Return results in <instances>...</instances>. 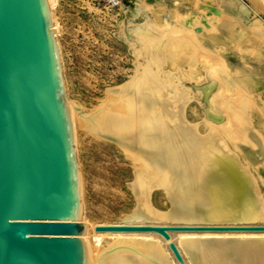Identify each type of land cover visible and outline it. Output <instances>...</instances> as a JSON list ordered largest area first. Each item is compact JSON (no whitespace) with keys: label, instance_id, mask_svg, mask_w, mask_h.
<instances>
[{"label":"bare ground","instance_id":"6f19581e","mask_svg":"<svg viewBox=\"0 0 264 264\" xmlns=\"http://www.w3.org/2000/svg\"><path fill=\"white\" fill-rule=\"evenodd\" d=\"M47 1L54 23V12L52 11L55 1ZM128 1L130 3L129 9L134 14L144 15L143 20L133 25L134 35L135 33L143 35L150 33L154 38H160L162 33H164V29H157L161 22L159 12L151 9L143 0ZM250 4L257 10L256 0L253 2L251 0ZM205 8L207 7L205 6ZM244 12L247 14L248 10L244 8ZM148 13L151 17L147 16ZM173 13L175 16V11L172 12V15ZM179 16L178 14V18ZM185 17L181 16V20L185 19ZM212 18L213 14H205V21H201L198 26L209 32L212 29ZM198 26L196 27L197 29ZM52 28L54 37L57 39L59 34L54 24H52ZM121 31L120 27L119 34ZM193 35L192 38L195 40V34ZM136 36L132 37L131 42H129L133 46L137 43ZM179 37L176 40H171V43L167 42L169 44L167 47V43H165V51H167L169 58L176 57L175 54L178 55L177 52H179V49L182 48V43L186 40ZM211 40H213L212 37ZM189 41L191 42V40ZM149 43L144 44L147 46ZM144 46L139 45V51L137 50L139 53H136L137 57L143 61V63L138 62L137 73L120 87L109 88L106 92L104 91L106 100L103 99V103L100 102L101 105L96 106L94 110L92 108L86 112L78 101L70 99L67 94L72 124L76 122L78 125L83 124V129L89 130L87 131L89 133L90 131L94 132L91 133L94 136L96 135L95 133H103L116 137L124 145L126 153L124 155L128 157L134 167L137 202L142 214V216H137L135 213L132 219L133 222L129 226L166 228L172 226H200L211 229L168 230L166 237L154 231L113 230L109 236L112 245L103 252L102 248L99 246L94 247L91 244L86 230L84 238L87 243L88 258L91 264H161L162 262L179 264L172 253L171 245L176 248L184 264H264V192L262 197L257 186V182H263V178L260 175L256 177L252 173V168L258 165L264 168V147L261 146L264 138V127L258 125L251 128L249 133L246 129L242 135H240L241 128H239V132L237 129L235 131L232 129L235 134V136H232V133L229 132L231 130H226V132L225 129L221 128L223 125L219 127L213 122L207 124L204 119L203 121H206V125L210 126V130L205 134L199 131L198 123L193 127L184 124L183 109L186 107L182 105V108L176 112L175 116L170 110V105L180 107L182 103L179 100L182 98L181 95L189 92L182 93L180 91L182 94H179L177 86L182 84H174L173 95L161 99V97L156 95L157 91L152 92L149 90L152 82L156 81L157 72H151L155 66L152 61L154 59L153 55L151 59L149 56L153 52L149 54L151 50L146 49L144 52ZM161 47L163 50V46ZM147 48L150 49V47ZM215 49L223 52L227 50V48L222 46H218ZM159 50L161 49L159 48L157 51ZM188 59L190 58L188 57ZM221 62L222 64L218 68L219 71L216 70L222 77L219 75L220 80L217 75L218 79L214 75V73L218 74V72L212 71V74L210 71L207 72L209 84L202 89H205L204 98L209 104L204 106V112L214 122L220 121L223 116H226L228 121L231 119L229 121L231 122L233 120L232 117H240V113L245 108L242 102H240L241 105L239 107L238 104L236 105L240 98L243 97V95L237 96L234 94V92L236 93L240 90V88L236 87V84L241 86L247 81L255 82V79L253 77L236 79L237 76H244L246 72H232L231 74V72L225 71L227 67L222 60ZM215 68L213 67V70ZM251 73L256 77V72ZM177 76L175 75V77ZM218 84L219 89L222 90L221 96L213 95L209 98L206 88L213 85L217 86ZM226 84L227 86H234L235 84L236 89H238L236 91L233 90L232 93L234 95L232 93L231 95L234 99V96L240 97L239 100L237 98L235 100L229 98L230 100L232 99L231 101L236 102L235 105L238 110L234 111L230 107L231 101L229 102L228 97L225 95L227 91L224 86ZM217 93L219 94V92ZM244 97L241 99L244 100L246 98ZM244 101L246 102V99ZM255 108H257L256 105ZM173 116L180 120L177 122V126L171 129L169 123ZM225 118L224 121H226ZM231 124L229 123L230 126H232ZM236 127L238 128V126ZM236 132H238V135ZM172 134L175 137L171 140L170 135ZM238 143L250 147L248 153L252 156V159L248 158L247 153ZM148 184L149 187H147ZM154 187L160 188L169 200L170 208L167 212H159L151 206L149 195ZM176 216L182 219L181 223H176V220H173ZM115 226H124V221L121 220ZM192 234L196 236L195 241H190L189 239Z\"/></svg>","mask_w":264,"mask_h":264},{"label":"rangeland","instance_id":"374dc122","mask_svg":"<svg viewBox=\"0 0 264 264\" xmlns=\"http://www.w3.org/2000/svg\"><path fill=\"white\" fill-rule=\"evenodd\" d=\"M54 1L52 11L54 12L53 24L59 34L56 40L59 46L66 94L69 95L70 99L78 101L86 112L92 108L94 110L96 106L98 107L103 103L102 101L106 100L105 92L109 88L120 87L137 73L138 62L143 63L137 57L139 45H145L143 48L144 52L145 49L151 50L149 54L153 52L150 56L148 54L150 59L152 55L154 58L152 61L155 67L152 68L151 72H157L156 81L152 82L150 88L148 87L149 90L152 92L157 91L156 95L161 97V99L173 95V90L175 89L174 84H182L180 85L182 87L177 86L179 94L189 92L182 94V98H178L182 101L180 107L170 105V110L173 112V115L182 108V105L186 107L183 109L184 116L182 115L184 124L193 127L198 123L199 131L205 134L210 130V126L206 125V121L207 124L213 122L219 125V127L223 125L221 128L225 129V131L231 130L229 132L232 133H230L232 136H235L232 129L234 131L237 129L239 132V128H241L240 135H242L246 129L249 133L251 128L258 125L264 127V0H256L257 10L250 4L251 0H143L151 9L159 12L161 22L157 26V29L163 28L164 33L158 39L154 38L150 33L144 35L135 33L134 35L132 27L136 22L138 23L143 20L144 15L134 14L129 9V1L123 4L122 17L110 39L105 37L106 33L101 26L88 22L85 20L86 18H78L75 12V1L58 0L57 3L56 0ZM244 8L248 10L247 14H245ZM174 11L175 16L174 13L172 15ZM210 13L213 14L211 20L212 29L208 32L205 29H201V26L199 27L198 25L201 21H205V14ZM178 14L180 15L179 18ZM147 16L151 17L149 13ZM181 16L186 17L181 20ZM197 26L198 29L196 28ZM120 27L123 33L121 31L119 34ZM195 30L198 31L196 32ZM193 34H195V40L192 38L194 36ZM133 35H137L135 38L137 43L134 46L129 43L132 37H134ZM177 36H180V39L185 38L186 40L183 39L185 43H182V48L177 52L178 55L175 54L176 57L169 58L167 51H165V43H171L178 38ZM142 37L144 38L142 39ZM211 37L213 40H211ZM144 43H149L150 46L149 44L146 46ZM168 43L166 47L169 45ZM161 46H163V50ZM218 46L227 48V50L224 52L218 51L215 49ZM147 47H150V49ZM157 48L161 50L157 51ZM221 60L228 69H225V71L231 72V74L232 72H246L244 76H237L236 79L250 77L255 79V82L247 81L241 86L236 84V87L240 88V93L238 91L236 93L234 92V94L237 96H245L246 102L244 101L245 99H241L243 97L236 96H234L235 99L237 98L239 100L240 98L239 101L237 100L238 103L231 101L232 99L235 100L232 98V95H234L232 91L238 90L235 84L234 86H227V84L224 86L227 91L225 95L228 97V101H231V109L234 111L238 110L239 105H241L240 102L245 107L242 113H240V117H232L233 120L231 122H229L231 119L228 121L226 116V118L224 116L222 117L221 122H214L204 112V106L209 104L206 98H204L205 89H202L209 84L207 72L210 71L211 74L212 71L218 72V68L222 64ZM213 67L217 69L215 68L213 70ZM251 72H256V77ZM175 75L179 77H175ZM214 75L215 77L217 75L219 80L222 78L219 72L218 74L214 73ZM169 77L170 80L172 79L171 81ZM218 78L216 77V79ZM233 78L235 79V77ZM219 88V84L206 88L207 96L209 98L213 95L220 97L222 90ZM228 91L230 95L232 93L231 96L228 95ZM229 98L232 99L230 100ZM186 101L188 103H184ZM235 103L236 105L238 104V107ZM255 105L257 108H255ZM175 116H173L169 123L171 129H174L180 120ZM224 118L226 121H224ZM203 119L206 121H203ZM229 123H232L231 125H234L233 127L235 128L230 126ZM73 125L74 148L81 182L80 191L83 221L86 224V230L91 244L94 247L99 246L103 252L107 247L112 245L109 236L113 230H97L96 228L113 227L121 222V220L124 221V226H129L133 222L132 219L135 213L137 216H142L138 207L135 190V171L128 157L125 156V147L119 139L103 133H95L96 135L94 136V134H91L94 132L90 131L89 133L87 132L89 130L83 129V124H80V126L76 122ZM223 129L222 131H224ZM238 132H236L237 135ZM174 137V134L170 135L171 140ZM263 140L264 138L261 142L262 147H264ZM238 144L245 150L248 158L252 159V156L248 153L250 147L242 143ZM252 173L256 177L260 175L263 178V182H257L259 192L263 197V166L258 165L252 168ZM147 187H149V184ZM165 197V194L160 188L154 187L150 191L149 202L157 211L167 212L170 208V202ZM173 220H176V223H181L182 219L176 216ZM195 237L194 234L190 235V241H195ZM161 264L168 263L162 262Z\"/></svg>","mask_w":264,"mask_h":264},{"label":"water","instance_id":"95a60500","mask_svg":"<svg viewBox=\"0 0 264 264\" xmlns=\"http://www.w3.org/2000/svg\"><path fill=\"white\" fill-rule=\"evenodd\" d=\"M52 24L47 0H0V264H91L74 130ZM96 229L166 237L168 230L211 228Z\"/></svg>","mask_w":264,"mask_h":264},{"label":"built area","instance_id":"2783aa9c","mask_svg":"<svg viewBox=\"0 0 264 264\" xmlns=\"http://www.w3.org/2000/svg\"><path fill=\"white\" fill-rule=\"evenodd\" d=\"M76 2V15L86 18L104 28L105 37L110 39L122 17L123 4L128 0H73ZM58 0H56V3Z\"/></svg>","mask_w":264,"mask_h":264}]
</instances>
